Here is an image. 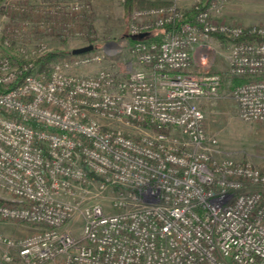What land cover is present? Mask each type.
Here are the masks:
<instances>
[{
  "label": "built area",
  "instance_id": "2783aa9c",
  "mask_svg": "<svg viewBox=\"0 0 264 264\" xmlns=\"http://www.w3.org/2000/svg\"><path fill=\"white\" fill-rule=\"evenodd\" d=\"M227 1L190 16L133 9L128 35L175 30L130 43L147 68L126 64L122 77L72 72L100 59L89 51L45 71L0 48V221L34 226L0 234V264H264V172L211 156L200 103L220 78L190 70L198 45L227 38L230 73L249 77L231 91L238 113L264 120V24L215 19ZM10 39L0 30V47ZM36 45L38 57L47 48ZM111 121L147 129L132 136Z\"/></svg>",
  "mask_w": 264,
  "mask_h": 264
},
{
  "label": "rangeland",
  "instance_id": "374dc122",
  "mask_svg": "<svg viewBox=\"0 0 264 264\" xmlns=\"http://www.w3.org/2000/svg\"><path fill=\"white\" fill-rule=\"evenodd\" d=\"M151 1H158L157 5L173 4L184 12L199 0ZM74 4L78 5L77 9L68 8ZM139 7L133 6L126 12L123 0H0V30L3 35L11 36L9 45L0 48L16 63L34 60L36 66L47 52L56 53L50 63L63 60L70 56L68 51L72 48L90 43L84 21L89 16L93 27L90 34L93 48L89 52L99 54L100 59L72 67V72L92 74L103 67L122 77L126 64L140 68L127 40L130 12ZM215 19L243 25L264 24V0H228ZM17 29L21 33L16 37L12 34H16ZM227 41L214 34L208 48L201 44L205 61L197 53L190 66L193 73L207 71L220 78L217 94L201 99L200 103L204 111V129L216 139L211 156L250 162L264 172V120H244L238 113L231 92L236 76L229 71ZM38 42H43L47 49L37 57L31 50L36 49ZM108 124L132 136H140L147 129L137 123L127 126L120 121H111ZM33 227L18 221H0V234L19 237L31 232Z\"/></svg>",
  "mask_w": 264,
  "mask_h": 264
},
{
  "label": "trees",
  "instance_id": "16d2710c",
  "mask_svg": "<svg viewBox=\"0 0 264 264\" xmlns=\"http://www.w3.org/2000/svg\"><path fill=\"white\" fill-rule=\"evenodd\" d=\"M208 0H199L195 5H193L191 8H189L188 10L184 11V14L187 16L192 15L193 13H195L196 11L202 9L205 7L206 3ZM159 4L158 1H151V0H123V7L124 10L126 12H128L133 6L139 7V6H150V5H157ZM140 8V7H139ZM85 27H86V33H87V40L88 42H92V38L90 37V34L93 31V27H92V23L90 21L89 16L85 17ZM245 26H249V25H245ZM165 30H175V27L173 24H166L163 26H150L148 27L146 30H144V36L142 38L136 37V38H132V35H128L127 34V40L130 43H132L133 41L137 40V39H143L145 41H158L161 36L164 35ZM219 36H221L223 38L222 35L219 34ZM249 37L248 35L241 34L240 36L233 38L232 40H239L242 38H246ZM68 53L72 54L70 51H68ZM56 53L54 52H47L46 54H44L43 56H41L39 58V61L37 62V65L35 66L36 70H45L47 71L51 65V61L55 58ZM53 63V62H52ZM234 78V77H233ZM249 77H241V76H236L235 79V83H239L241 81H244L246 79H248ZM234 85V84H233Z\"/></svg>",
  "mask_w": 264,
  "mask_h": 264
},
{
  "label": "water",
  "instance_id": "95a60500",
  "mask_svg": "<svg viewBox=\"0 0 264 264\" xmlns=\"http://www.w3.org/2000/svg\"><path fill=\"white\" fill-rule=\"evenodd\" d=\"M144 34H145L144 32H139L138 34H133L132 35V38H136V37L142 38L144 36ZM92 48H93V44L89 43V44H85V45H81V46L74 47V48H72L70 50V52L72 54H80V53L89 51Z\"/></svg>",
  "mask_w": 264,
  "mask_h": 264
},
{
  "label": "crops",
  "instance_id": "0c3cea01",
  "mask_svg": "<svg viewBox=\"0 0 264 264\" xmlns=\"http://www.w3.org/2000/svg\"><path fill=\"white\" fill-rule=\"evenodd\" d=\"M198 46L196 47V54L198 53V56H199V54H203L204 48L202 45H200L199 47ZM137 67L147 68V66L143 63H139V66H137ZM1 248H2V245L0 244V250H1Z\"/></svg>",
  "mask_w": 264,
  "mask_h": 264
}]
</instances>
